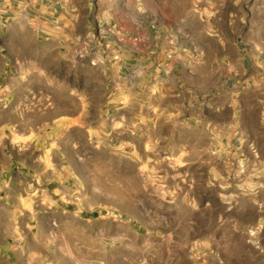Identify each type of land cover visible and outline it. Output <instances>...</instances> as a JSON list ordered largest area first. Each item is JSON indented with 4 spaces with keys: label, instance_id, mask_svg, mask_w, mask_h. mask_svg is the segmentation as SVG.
I'll list each match as a JSON object with an SVG mask.
<instances>
[{
    "label": "rangeland",
    "instance_id": "obj_1",
    "mask_svg": "<svg viewBox=\"0 0 264 264\" xmlns=\"http://www.w3.org/2000/svg\"><path fill=\"white\" fill-rule=\"evenodd\" d=\"M0 264H264V0H0Z\"/></svg>",
    "mask_w": 264,
    "mask_h": 264
}]
</instances>
